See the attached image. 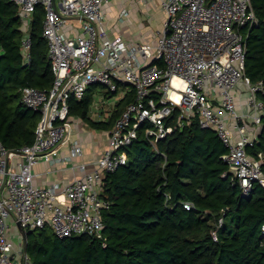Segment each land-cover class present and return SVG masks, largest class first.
Returning a JSON list of instances; mask_svg holds the SVG:
<instances>
[{"label":"built area","instance_id":"obj_1","mask_svg":"<svg viewBox=\"0 0 264 264\" xmlns=\"http://www.w3.org/2000/svg\"><path fill=\"white\" fill-rule=\"evenodd\" d=\"M11 1L20 8L26 64L31 61L33 14L38 5L44 7L43 36L55 79L50 88H21V102L41 114L33 144L9 149L0 140V264H34L23 240L18 246L13 242L11 217L26 230L48 224L59 238L87 234L106 246L103 213L110 202L102 195L103 180L128 162L126 148L146 123V137L159 152L160 140L197 118L228 149L223 159L237 169L234 179L243 195L250 196L256 182L264 187L263 153H248L258 132L249 133L246 123L259 127L264 118L259 96L264 82L253 83L246 74V41L259 24L252 0H159L166 21L155 45L110 36L105 19L111 0ZM128 14L121 8L117 20L124 23ZM66 17L82 23L68 25ZM96 86L117 100L135 91L109 132L108 146L92 169L84 161L76 165L82 173L64 186L36 185L33 167L59 158L63 145L70 144L69 159L84 153L82 139L73 137L70 100L83 99ZM175 111L179 121L171 122ZM184 206L191 209L193 204ZM212 234L217 239V229Z\"/></svg>","mask_w":264,"mask_h":264},{"label":"trees","instance_id":"obj_2","mask_svg":"<svg viewBox=\"0 0 264 264\" xmlns=\"http://www.w3.org/2000/svg\"><path fill=\"white\" fill-rule=\"evenodd\" d=\"M252 3L259 24L249 30L245 64L246 74L258 83L264 82V0ZM44 20L45 9L38 5L26 64L20 8L0 0V140L9 149L33 144L41 120L39 112L21 102V88L46 89L54 83ZM134 97L130 92L108 122L90 118L91 93L71 98L69 118L79 116L93 128L110 131ZM169 119L178 122L179 112ZM147 127L143 124L126 148L128 162L105 174L102 195L110 202L103 213L106 246L87 234L59 238L47 224L28 230V257L34 264H264V187L256 182L250 196L243 195L223 159L228 149L197 118L160 140L159 152L146 137ZM259 152L264 156V118L258 140L248 147L253 157ZM187 201L191 209L184 206Z\"/></svg>","mask_w":264,"mask_h":264},{"label":"crops","instance_id":"obj_3","mask_svg":"<svg viewBox=\"0 0 264 264\" xmlns=\"http://www.w3.org/2000/svg\"><path fill=\"white\" fill-rule=\"evenodd\" d=\"M113 1L118 2L120 7L116 11V15L115 17H113V19H111L110 17L113 6L110 10L108 9L106 16L107 22L105 23L109 28L108 30L110 36L116 37L120 35L125 40L133 44L150 43L155 45L158 41V34L163 29L166 21V15L161 9L160 1ZM121 8H127L129 13L124 23H120L117 20V15ZM152 21H156L155 26L151 24ZM116 23L118 24L117 26ZM65 29L69 33H76V31L69 30V26H66ZM89 93H91L93 96V103L90 107L89 116L92 120L98 122H108L111 119L113 113L118 109L119 103L123 100H117V98L114 96L115 102H113L111 106H106L105 103L109 102V100L111 99L110 97L113 96L111 94L108 95L107 91L103 87H92L88 90L87 94ZM71 119L73 137H79L82 139L84 153L82 155L69 159L68 156L71 152L70 144L63 145L59 151V158L52 161L41 160L33 167L34 183L36 185L50 186L53 183H60L61 186H64L73 177L78 176L82 173L76 165L84 161L89 163L87 164V170L92 169L94 167V162L102 155L103 151L108 146L110 131L105 129L93 128L79 116H74ZM246 123L249 133L253 134L258 132L259 134V132L261 131V126L256 127L251 120L246 121ZM231 125L233 126V124ZM20 236L22 238L21 233ZM21 240H23V238Z\"/></svg>","mask_w":264,"mask_h":264},{"label":"rangeland","instance_id":"obj_4","mask_svg":"<svg viewBox=\"0 0 264 264\" xmlns=\"http://www.w3.org/2000/svg\"><path fill=\"white\" fill-rule=\"evenodd\" d=\"M111 2H112L111 5L113 6V8H112V12L110 13V17H111V19H113V17H115V15H116V11L119 9L120 5H119L118 2H114L113 0H111ZM113 14H114V16H113ZM105 22H107V19H105ZM146 22H148V21H146ZM81 23H82V21L80 19H71L70 21H68L67 24L68 25L69 24H74L76 26H80ZM151 24H153V26H155L156 25V21H152ZM117 25L118 24L116 23V26ZM146 30H149V29H146ZM114 95H116V94H114ZM110 98L111 99L109 100V102L105 103L106 106H111L112 103L115 102V97L114 96L110 97ZM9 223H10V232H11V234H13V238H14L13 242H14L15 246H18V243L20 242V240L22 238L20 236V232L18 230L17 223L15 222V220L12 217L9 219Z\"/></svg>","mask_w":264,"mask_h":264},{"label":"water","instance_id":"obj_5","mask_svg":"<svg viewBox=\"0 0 264 264\" xmlns=\"http://www.w3.org/2000/svg\"><path fill=\"white\" fill-rule=\"evenodd\" d=\"M67 19H71V17H66ZM231 172H233V174L237 173V169L231 167ZM19 226V231L22 235L23 238V242H24V250L25 252H27V247H28V230H26L20 223L18 224Z\"/></svg>","mask_w":264,"mask_h":264}]
</instances>
